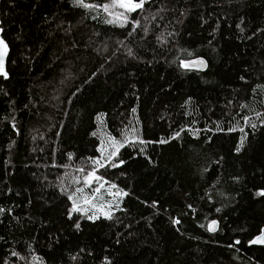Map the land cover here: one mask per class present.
I'll return each mask as SVG.
<instances>
[{
    "label": "trees",
    "instance_id": "trees-1",
    "mask_svg": "<svg viewBox=\"0 0 264 264\" xmlns=\"http://www.w3.org/2000/svg\"><path fill=\"white\" fill-rule=\"evenodd\" d=\"M0 20V264H264L248 243L264 227V0H148L136 28L72 0H1ZM196 56L206 71L180 66ZM103 131L127 143L95 175L127 195L111 220H69Z\"/></svg>",
    "mask_w": 264,
    "mask_h": 264
},
{
    "label": "snow or ice",
    "instance_id": "snow-or-ice-1",
    "mask_svg": "<svg viewBox=\"0 0 264 264\" xmlns=\"http://www.w3.org/2000/svg\"><path fill=\"white\" fill-rule=\"evenodd\" d=\"M148 2V0H110L109 3H105L103 5H92L90 3H86L85 0H72V3L74 6H79L82 8H92V7H99L104 10V12L108 13L110 16L115 17L116 21L120 22V26H124L125 24H129L133 28H136L139 26L138 20H132L129 21V14L135 13L138 10L143 11L145 4ZM106 23H113V20H106ZM237 29L240 31H243V28L240 24L236 25ZM147 31V29H145ZM171 35V33H169ZM158 39H160L158 37ZM211 43V42H210ZM7 49V45L5 41L0 38V75H3L5 78H7V73L3 70V56L4 52ZM131 50H129V55H131ZM205 65V61L202 58H197L195 61H180L181 67H189L191 65ZM244 77H241V80H243ZM257 88L264 89V86L258 85ZM257 88H253L252 91L254 94L257 92ZM191 98H189L190 100ZM189 101L186 100L185 104H187ZM231 103V101H229ZM262 104H264V100L261 101ZM241 107H247V105H240ZM135 109H133V112ZM253 114L257 119L260 120V124L264 125V119H261L262 116H264V113L257 112L255 110H252ZM99 117V114H98ZM242 119L245 122H248L250 126L255 129L257 125L255 123H251L248 116H243ZM233 129H228V131H232ZM241 132H243V128L240 129ZM95 135V133H93ZM176 136H179V133L175 134ZM246 135V134H245ZM243 137L241 138V143H238L235 151L240 152L241 146H242ZM111 144L113 145L112 151L109 152L107 156L103 158V162H101L100 159H94L89 158L93 160V163L95 167L92 171L87 172V174L83 178V185L84 186H90L93 184V182H96V187L91 189V191L88 194L84 193L83 188H76L71 194L67 196L68 201L71 202V206L67 209L66 215L69 220L73 219V213H80L82 216H86L87 220L95 222V220L99 219L101 216L106 220H111L112 217V208L114 205L111 203V201L108 202L107 208L104 206V197L103 192L107 191L109 196H112L114 198H119L123 195H127V193L123 192L122 190H116L115 192L112 191V189H117V186L114 183H110L108 181H103L102 178L98 175H95L96 168L103 167L104 163H109L112 161L113 157L117 156V153L119 151V147H123V144L117 145V142L112 139ZM127 143V141H124ZM159 143H167L165 140L158 141ZM140 143H145V141L141 140ZM147 143H151V141H148ZM97 151H101L100 148H97ZM143 151V150H141ZM68 158L71 159V153L68 154ZM120 164H123L124 161L120 160ZM110 167H117V164L115 162L110 163ZM78 172L84 171L83 169H78ZM75 179V178H73ZM76 183H80V181H75ZM108 185V188L105 189V185ZM66 192L67 190L64 189ZM261 196H264V190L260 191L258 193ZM156 201H153V206H155ZM115 207H118V205H115ZM190 207V206H189ZM5 209H0V212H4ZM219 211V209H217ZM91 212V214H88ZM174 224H178V220H173ZM217 222L215 220H212L210 222L209 231H214L215 229L212 227ZM73 227L79 231L80 230V222L76 221L73 224ZM239 243V241H237ZM249 244H264V230L261 231V233L256 236L254 239L248 241ZM11 256L17 257L18 253L11 252ZM75 259V257H73ZM7 264V262H5ZM35 264H41V261L37 260Z\"/></svg>",
    "mask_w": 264,
    "mask_h": 264
},
{
    "label": "rangeland",
    "instance_id": "rangeland-1",
    "mask_svg": "<svg viewBox=\"0 0 264 264\" xmlns=\"http://www.w3.org/2000/svg\"><path fill=\"white\" fill-rule=\"evenodd\" d=\"M110 1H108L107 3H109ZM104 132V134H103V137L104 138H102V142H101V144H100V149H101V151H99V156H98V159H100L101 161H103V158L105 157V156H107L108 154H109V152L110 151H112V149H113V145L111 144V140L112 139H114L116 142H117V145H119V144H123V146L126 144L124 141H120V140H117V139H115V138H113V137H111L110 135H108L107 133H106V131H103ZM133 137H135L134 135H133ZM134 139V138H133ZM128 141L129 140H132L131 138H128L127 139ZM122 147H119V150L121 149ZM102 180L103 181H106L105 179H103L102 178ZM96 187V183L95 184H93L89 189L91 190V189H93V188H95ZM108 188V185L106 184L105 185V189H107ZM116 190H118V188L117 189H112V191L113 192H115ZM123 192H125V191H123ZM103 197H104V206H105V208H107V206H108V202L109 201H111V203L114 205V207L112 208V213L116 210V209H118V207H119V204H120V202L122 201V199L125 197V195H123V196H121V197H119V198H114V197H112V196H109L108 195V193H107V191H104L103 192ZM115 205H118V207H115ZM90 214H91V212H89Z\"/></svg>",
    "mask_w": 264,
    "mask_h": 264
},
{
    "label": "water",
    "instance_id": "water-1",
    "mask_svg": "<svg viewBox=\"0 0 264 264\" xmlns=\"http://www.w3.org/2000/svg\"><path fill=\"white\" fill-rule=\"evenodd\" d=\"M0 3H1V0H0ZM138 11H140V10H138ZM0 38H2L5 41L6 45H7V49L4 52L2 64H3V70H4L5 73H7V78H8L9 74H8V70H7V61H8V57H9V54H10V46H9L8 42L3 37V29L1 27V20H0ZM198 57L202 58L205 61V65H195V64H193V65H191L189 67H185V68L194 69V70L201 71V72L206 71L208 69L209 63H208V60L205 57H203V56H196V57H193V58L185 60V61H195ZM0 78H5V77L3 75H0ZM215 221L217 223L214 226H212L215 230L214 231H210L211 233L216 232L218 230V228H219V222L217 220H215ZM209 226H210V223H209ZM262 230H264V227L262 228ZM250 245H253V246H264V244H250Z\"/></svg>",
    "mask_w": 264,
    "mask_h": 264
},
{
    "label": "bare ground",
    "instance_id": "bare-ground-1",
    "mask_svg": "<svg viewBox=\"0 0 264 264\" xmlns=\"http://www.w3.org/2000/svg\"><path fill=\"white\" fill-rule=\"evenodd\" d=\"M131 14H133V13H131ZM130 15V14H129Z\"/></svg>",
    "mask_w": 264,
    "mask_h": 264
}]
</instances>
